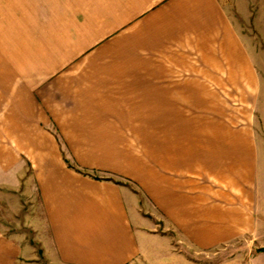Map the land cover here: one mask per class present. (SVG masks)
<instances>
[{"label": "crops", "instance_id": "0c3cea01", "mask_svg": "<svg viewBox=\"0 0 264 264\" xmlns=\"http://www.w3.org/2000/svg\"><path fill=\"white\" fill-rule=\"evenodd\" d=\"M252 39L223 0H0V264H40L11 231L36 201L52 264H134L157 227L264 248Z\"/></svg>", "mask_w": 264, "mask_h": 264}, {"label": "rangeland", "instance_id": "374dc122", "mask_svg": "<svg viewBox=\"0 0 264 264\" xmlns=\"http://www.w3.org/2000/svg\"><path fill=\"white\" fill-rule=\"evenodd\" d=\"M223 1L243 36L251 35L258 47L264 49V0ZM24 203L25 208L18 220L13 222L11 231L21 235L32 248L38 250L40 264H52L43 254H39L43 244L42 236L47 233L46 228L41 231L34 222L35 218H41L40 203ZM144 215L147 217L148 213ZM142 244V253L134 264H264L258 252L260 242L249 237H242L213 252L196 254L188 252V249L170 239L161 227H157L147 233Z\"/></svg>", "mask_w": 264, "mask_h": 264}, {"label": "trees", "instance_id": "16d2710c", "mask_svg": "<svg viewBox=\"0 0 264 264\" xmlns=\"http://www.w3.org/2000/svg\"><path fill=\"white\" fill-rule=\"evenodd\" d=\"M259 251H260V252H264V248H262V249H259Z\"/></svg>", "mask_w": 264, "mask_h": 264}]
</instances>
